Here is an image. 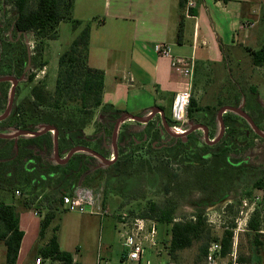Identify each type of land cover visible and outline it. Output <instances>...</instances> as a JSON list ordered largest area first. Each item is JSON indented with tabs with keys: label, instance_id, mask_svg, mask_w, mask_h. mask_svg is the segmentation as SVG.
<instances>
[{
	"label": "trees",
	"instance_id": "trees-1",
	"mask_svg": "<svg viewBox=\"0 0 264 264\" xmlns=\"http://www.w3.org/2000/svg\"><path fill=\"white\" fill-rule=\"evenodd\" d=\"M214 1L227 3V0ZM75 2L76 0H0V12L2 17L6 18L4 23L0 24V78H22L29 63L32 69L42 70L47 67L45 46L48 41L58 39L59 25L70 23L73 29L77 30L82 24L73 17ZM187 2L188 0H180L182 10ZM9 5L13 10L11 17L7 11ZM193 13V10L189 11V14ZM183 18L184 16L179 25V41L184 34ZM261 22L264 23V6ZM30 37H34L36 42L32 54L27 44ZM89 49L90 25H86L59 57L53 92L47 91L45 84L39 83L31 87L30 98L17 103L19 90L16 88L10 115L0 121V134L8 135L9 131L37 133L49 126L57 130L60 159H64L78 147L90 149L107 159L111 158L105 143L111 142L117 121L127 112L104 103L105 75L102 70L89 66ZM220 50L223 54L222 45ZM246 51L249 52L254 67H264V45L258 50ZM26 76L29 83L34 81V74ZM10 88L9 82L0 83V111L9 104ZM239 103L240 101H237L233 105L236 107ZM260 105L259 102L250 106L246 103V106L256 113ZM97 110L101 111L95 131L92 135H86L85 130L93 123ZM249 115L264 132L262 118L255 114ZM187 117L191 124L207 129L210 141L218 137L216 130L220 123L218 113L213 108L202 107L191 98ZM223 120L225 134L217 143H207L205 132L200 135L201 130H197L185 137H172L163 148L154 149L163 152L170 162L201 168L202 190H213L214 197L227 198L251 178L255 180L247 194H251L255 189L264 194V175L259 177L260 173H264V164L254 166L250 164V157L243 155L255 144L256 139L264 140L255 133L246 119L233 112L223 115ZM126 133L125 141H130L129 144L135 146L134 136H137V133L125 128L122 136ZM54 141L55 135L52 131L34 137L0 138V187L12 189L15 196L19 192L21 197L19 206L0 201V244L6 247V264L17 263L24 237L20 228V207L34 209L42 216L40 237L43 238L58 218L63 196L76 186H86L81 184L83 181L102 177L107 183L112 180L114 189L120 190L125 195L123 197L128 198L138 185L134 172L129 170L133 164L134 151L122 152L121 156L102 170L97 168L99 161L96 157L82 152L74 154L65 164L57 163L53 160ZM168 186L167 192L170 191L171 182ZM98 188H103L104 204L105 186ZM238 202L241 203V199ZM174 207L176 206L172 204V200L162 203L149 202L140 213L142 218L171 226L168 249L172 259H176L179 252L190 249L194 244L199 245L194 264H206L213 243H220L222 256L231 252L233 230L225 231L223 236L218 238L212 234L202 211H196L190 219H178ZM260 226L259 215L256 213L249 222V228L259 232ZM58 230L57 224L54 234L40 249L39 255L44 260L74 264L72 255L60 248L56 235ZM260 237L264 236L259 234L254 237V241L257 246L264 247ZM240 261L251 263L250 259Z\"/></svg>",
	"mask_w": 264,
	"mask_h": 264
},
{
	"label": "crops",
	"instance_id": "crops-1",
	"mask_svg": "<svg viewBox=\"0 0 264 264\" xmlns=\"http://www.w3.org/2000/svg\"><path fill=\"white\" fill-rule=\"evenodd\" d=\"M191 1L195 3V7L190 9L194 11L193 14H189L187 5L183 10L180 8V0H76L73 17L82 24L77 30L72 28L69 43L86 25H90L88 63L91 68L104 72L105 104L138 117L155 107L162 108L165 116H171L175 94L186 84L185 79L172 69L170 59L157 53V45L167 44L172 55L195 58L197 50L203 48L207 50V61V58H212L205 46L209 39L217 40L220 46L233 48L240 43L235 38L242 33L241 44H251V37L258 36L256 30L264 25L261 22L264 0H227V3ZM183 16L184 34L179 41L178 31ZM62 24L58 27V33ZM188 45L192 47L191 56H185ZM220 52L214 60L220 61ZM148 86L154 87V94L144 89ZM92 125L93 129L87 131ZM89 127L85 130L86 135H92L95 130L94 123ZM103 207L106 210L105 203ZM61 209L60 212L67 214L63 224L68 214H78ZM19 210L24 237L16 264H35L37 259L42 258L40 249L54 234L56 220L41 238L42 216L34 209L20 207ZM78 215L80 220L71 222L68 228L58 225L56 235L61 250L72 255L74 264H86L85 261L91 256L94 264H111L114 250L117 249L110 241L105 244L98 241L95 235L96 223L103 221L104 217ZM123 215L126 214L116 215L120 227L119 217ZM159 225L162 224L158 223V228ZM162 236L159 230V252L148 254L151 264H154V258L159 259V264H165L168 260L163 249L167 244ZM102 245H105V249ZM119 253L120 264H126L122 259L124 251ZM0 264H6V247L3 244H0ZM44 264L62 263L44 260Z\"/></svg>",
	"mask_w": 264,
	"mask_h": 264
},
{
	"label": "rangeland",
	"instance_id": "rangeland-1",
	"mask_svg": "<svg viewBox=\"0 0 264 264\" xmlns=\"http://www.w3.org/2000/svg\"><path fill=\"white\" fill-rule=\"evenodd\" d=\"M1 9L0 6V11ZM7 11L10 13L11 17L13 15V10L10 5L7 7ZM5 20L6 18L2 17V12H0V24L4 23ZM72 28L70 23L62 24L59 30V38L55 41L46 43L44 56L48 65L42 70L33 69V72H29L35 75L32 83L27 81V76L21 78L17 85L19 90L17 103L25 98H30L31 87L39 83L45 84L47 91H54L59 57L70 44L69 42L73 33ZM255 33L259 35L251 37L252 43L250 44L248 42L244 45L241 44L244 34L240 33V35L235 38V40H239L240 43L233 48L223 46V54L220 52L221 46L217 44L219 42L209 39L205 46L208 49V55L212 58L209 60L207 58V61V50H203V48L197 50L198 55L197 58H195L197 60L192 86V99H195L202 107L207 106L213 108L216 113L225 106L235 107L233 104L240 101L239 105L236 107H242L248 114L258 115L257 117L262 118L264 121V67H254L249 52L246 51V49H259L261 46L260 44L264 43V25L262 24ZM27 44L32 54L36 47L34 37H30ZM219 52L222 54L220 61L214 60V57H216ZM185 54V56H191V45L187 46ZM144 89L150 91L151 94L155 92L152 86H148ZM133 97L134 96L131 97V100ZM146 101L147 99L144 100V102ZM256 102L261 104L260 107L257 108L258 113L246 106V103L250 106L254 105ZM6 109L7 105L5 109L0 111V116L4 114ZM100 111L101 110L95 111V118L93 120L94 126H97V122L99 121L97 115H100ZM227 113L228 112L223 115ZM159 118L158 116L157 119L151 123L150 128H156V126L159 125ZM171 123L173 127L181 126V124H175L173 120ZM187 124H189L188 117L184 125L185 129L188 127ZM138 126V122L128 120L124 124H121L119 128L122 131L125 130V128L130 129ZM143 127H145V125H141V130ZM92 129L93 125L89 127L87 131ZM216 132L218 135L220 126H218ZM8 133L11 135L17 132L9 131ZM199 133L203 135V130ZM138 138L140 139L141 136H138ZM154 150H152L151 144L148 143L142 145L133 152V164L129 170L134 172V177L138 180V185L130 194V198L123 197L125 195L112 186V180L107 183L104 177L100 179H88L81 183L94 189H97L101 185L105 186L106 215L103 221L100 220L96 223L95 235L98 241H103V244H105L106 241H110L117 249L114 250L111 264H120L119 252L125 250L120 234L121 227L119 223L117 224L116 215L126 214V216H124L125 221L127 219L132 220L140 217L141 211L147 207L149 202L162 203L165 200H172V204L176 206L174 208L178 219H190L196 211H202L211 227L212 234L218 238H221L225 231L233 230V246L236 247L239 258L246 260L250 259L252 264H264V247L262 245L257 246V242L254 241V237L257 235L260 234L264 236V194L262 191L256 189L251 194H247L250 192L255 178L249 179L240 186L239 190L231 193L227 198H223V196L214 197L215 192H213V190H202L201 168L199 169L186 164H175L174 162H170L164 156L163 152ZM109 152L111 153L110 157H112V151L109 150ZM243 155L245 157H250V164L254 166L264 164V141L256 139L255 144L249 150L245 151ZM99 168L102 170L105 169V167ZM263 175L264 173H260L259 177ZM169 182H171V186L170 191L167 192L166 190L169 187ZM239 199H241V203L238 202ZM0 201L19 206L21 197H19V195L15 196L12 189L0 187ZM244 201H247L250 207H255V212L249 216V222L256 213L259 215V220L261 222L259 232L251 230L249 228V223L247 227H244V219L240 216ZM65 215L67 214L59 212L56 224L64 227L67 226L66 228H68L71 222L80 220L78 214H68L67 221L65 220L63 224ZM119 219L121 220V217H119ZM238 226H240L241 230H238ZM159 230L163 235L162 237H165V242L169 248L171 241L169 240L171 226L165 224L159 225ZM260 239L262 243H264V237H260ZM102 247L105 249V245H102ZM198 247V244H194L190 249L179 252L176 259L173 260L176 264H194L198 255ZM85 263L94 264L93 257L91 256V258H88ZM154 264H159V259L154 258Z\"/></svg>",
	"mask_w": 264,
	"mask_h": 264
},
{
	"label": "built area",
	"instance_id": "built-area-1",
	"mask_svg": "<svg viewBox=\"0 0 264 264\" xmlns=\"http://www.w3.org/2000/svg\"><path fill=\"white\" fill-rule=\"evenodd\" d=\"M195 7V3L191 0L187 2V9ZM157 53L169 58L171 67L174 72L185 79V88L175 94L172 103V118L181 126L174 127L177 133H184V125L186 123L188 108L192 98V86L195 76V57H183L172 55L167 44H159L156 46ZM20 195L19 192L16 193ZM104 191L103 188L94 189L88 186H76L70 192L66 193L62 198V208L66 212H73L82 215H98L104 217L106 210L103 207ZM255 212V207H250L247 201L243 202L240 216L244 219V227H247L250 214ZM39 215V213H37ZM126 215L121 216V238L125 248L122 255L123 262L128 264H151L148 254L159 252V228L156 221L145 219L142 217L127 219ZM249 218V219H248ZM238 230L240 226H238ZM163 249L166 251L168 260L165 264H176L170 257L167 245ZM220 243H213L209 249L206 264H252L242 262L239 259L236 247L232 245L231 252L227 256L221 255ZM35 264H44V259L39 258Z\"/></svg>",
	"mask_w": 264,
	"mask_h": 264
},
{
	"label": "water",
	"instance_id": "water-1",
	"mask_svg": "<svg viewBox=\"0 0 264 264\" xmlns=\"http://www.w3.org/2000/svg\"><path fill=\"white\" fill-rule=\"evenodd\" d=\"M0 82H12V88H11V91H10V99H9L8 107H7L6 111L4 112V114L0 116V121H2V120H5L10 115V112H11L13 104H14L15 87H16V85H18L19 80H16L14 77H3V78H0ZM226 112H233V113L243 117L244 119H246L248 121V123L251 125L252 129L255 131V133L264 139V133L261 132L258 129V127L254 123L252 118L243 110V108L242 107H232V106H225L222 109H220V111L218 112V119H219V123H220V133H219V136L217 137V139H215L213 141H210L208 133H207V129L204 126H201V125L192 127V129L189 132H192V131H195V130H204L205 131V140H206L207 143L214 144V143L219 142L221 137L224 134V131H225V124H224V120H223V114H225ZM157 113H159L161 115L162 121H163L166 129L169 132V128H167V123H166V119H165V116H164V111L162 109H160V108L152 109V113L150 115H148L147 117H144V118L127 113V114L123 115L118 120V122L115 125L114 135H113V144H112L113 148H114L115 157L117 156V153H116V139H117V134H118L120 125L123 124L124 122L128 121V120L136 121V122H139V123H142V124H147ZM48 131H52L53 134L55 135V141H54L55 142V160L58 163H61V164L66 163V162H68L70 160V158L74 154L81 153V152L82 153H87V154H89L91 156H94V157L100 159L105 164H111L113 162V161H108L107 159H105L100 154H98V153H96V152H94V151H92L90 149L83 148V147H78V148L73 149L66 156V158L64 160H60L59 152H58L57 130L55 128L49 127V126L48 127H44L42 129V131L37 132V133H31V132H27V131H19V132L15 133V134H12V135L0 134V138L17 139V138H19L21 136L34 137V136H38V135H40V134H42L44 132H48Z\"/></svg>",
	"mask_w": 264,
	"mask_h": 264
},
{
	"label": "flooded vegetation",
	"instance_id": "flooded-vegetation-1",
	"mask_svg": "<svg viewBox=\"0 0 264 264\" xmlns=\"http://www.w3.org/2000/svg\"><path fill=\"white\" fill-rule=\"evenodd\" d=\"M29 67V68H28ZM30 71L33 72V69H31V64H28L26 70H25V75H30L31 73H29ZM23 76V77H24ZM3 78V77H1ZM15 78V77H14ZM16 80H21L20 79H17L15 78ZM0 83H3V82H0ZM11 84V88H12V82H9ZM11 88L9 90V96H10V91H11ZM16 88H17V85L15 87V94H16ZM14 100H15V96H14ZM14 105V104H13ZM8 107V106H7ZM13 108V107H12ZM155 108H160V107H155ZM162 109V108H160ZM163 110V109H162ZM246 112V111H245ZM152 113V110L146 112L142 118L144 117H147L148 115H150ZM247 113V112H246ZM127 114V113H126ZM248 114V113H247ZM125 115V114H124ZM249 115V114H248ZM99 116L98 115V119H99ZM160 117V123L158 126H156V128H150V125L153 121H155L157 119V117ZM165 116V115H164ZM250 116V115H249ZM165 119H166V123H167V128H169V132L168 130L166 129L163 121H162V118H161V115L159 113H157L147 124H142V123H139V126L138 127H132L130 128L131 130H134L137 134V136H134V138L136 139V141L134 142L135 143V146H133L132 144H129L130 141H125L126 140V137H127V133L124 135V137L122 136L123 133H125V130H122L121 129L118 131V134H117V139H116V153H117V156L115 157L114 155V148H113V136H112V140L111 142H108V143H105V146L107 148V150H111L112 151V157L107 159L108 161H114L115 159H117V157L121 156V153L124 152V153H129V152H132V151H135L136 149H138V147H141L142 145L144 144H148L150 143L151 144V148H157V149H161L163 148L165 145H167L169 143V139L172 138V137H185L188 133H190L189 131L192 129V127L194 126H198V125H193L189 122V124H187V128L185 129V132L184 133H177L175 128L173 127V124L171 123L173 118H172V114L171 116H165ZM253 120V119H252ZM118 122V121H117ZM173 122L176 124V122L173 120ZM125 123V122H124ZM123 123V124H124ZM255 123V122H254ZM141 125H145V127H143V129L141 130ZM171 125V126H170ZM250 125V124H249ZM264 125V123H263ZM251 126V125H250ZM257 126V125H256ZM174 128V129H173ZM259 129V128H258ZM260 130V129H259ZM95 131V130H94ZM197 131V130H195ZM204 131V130H203ZM261 131V130H260ZM194 132V131H192ZM205 132V131H204ZM262 132V131H261ZM175 133V135H174ZM220 133V132H219ZM264 133V132H263ZM224 134H225V131H224ZM223 134V136H224ZM9 135V134H8ZM12 135V134H11ZM113 135H114V132H113ZM138 136H141V138L139 139ZM219 136V134H218ZM222 136V137H223ZM221 137V139H222ZM123 138V139H122ZM217 139V138H216ZM220 139V140H221ZM263 139V138H262ZM215 140V139H214ZM264 140V139H263ZM213 141V140H212ZM110 143V144H109ZM157 146V147H155ZM132 149V150H131ZM102 156V155H101ZM66 158V157H65ZM64 158V159H65ZM64 159H60V160H64ZM71 159V158H70ZM98 159V158H97ZM54 161L55 160V155H54V158H53ZM98 166L97 168L99 167H106L107 165H110V164H105L103 163L100 159H98ZM57 162V161H56ZM58 163V162H57ZM67 163V162H66ZM61 164V163H59ZM65 164V163H63Z\"/></svg>",
	"mask_w": 264,
	"mask_h": 264
},
{
	"label": "bare ground",
	"instance_id": "bare-ground-1",
	"mask_svg": "<svg viewBox=\"0 0 264 264\" xmlns=\"http://www.w3.org/2000/svg\"><path fill=\"white\" fill-rule=\"evenodd\" d=\"M173 129H174V128H173ZM179 133H180V132H179ZM179 133H178V134H179ZM174 135H175V133H174Z\"/></svg>",
	"mask_w": 264,
	"mask_h": 264
}]
</instances>
